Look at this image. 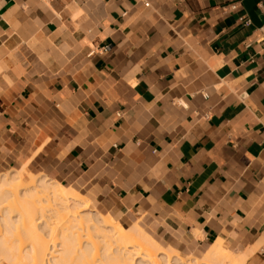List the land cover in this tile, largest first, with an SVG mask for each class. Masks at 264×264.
I'll return each mask as SVG.
<instances>
[{
	"label": "crops",
	"instance_id": "0c3cea01",
	"mask_svg": "<svg viewBox=\"0 0 264 264\" xmlns=\"http://www.w3.org/2000/svg\"><path fill=\"white\" fill-rule=\"evenodd\" d=\"M263 40L264 0H0V172L264 264Z\"/></svg>",
	"mask_w": 264,
	"mask_h": 264
},
{
	"label": "bare ground",
	"instance_id": "6f19581e",
	"mask_svg": "<svg viewBox=\"0 0 264 264\" xmlns=\"http://www.w3.org/2000/svg\"><path fill=\"white\" fill-rule=\"evenodd\" d=\"M42 177L0 175V264H246L253 253L218 240L185 261L140 224L126 228L93 211L81 192Z\"/></svg>",
	"mask_w": 264,
	"mask_h": 264
},
{
	"label": "rangeland",
	"instance_id": "374dc122",
	"mask_svg": "<svg viewBox=\"0 0 264 264\" xmlns=\"http://www.w3.org/2000/svg\"><path fill=\"white\" fill-rule=\"evenodd\" d=\"M11 170H6V171H3V172H0V175H12L13 173L15 174V173H19L18 171H11ZM20 174H21V176H22V179H23V181L25 182V183H29V182H31V180H36V179H38L39 177H41V178H43L42 177V175H44V174H36L37 176H35V177H30V178H27V177H24L23 175H22V173L20 172ZM44 177H46V176H44ZM49 179V178H48ZM57 182V181H56ZM64 183V186H66L65 184H67V185H71L70 183H68V182H63ZM71 186H73V185H71ZM67 188H71V189H74V190H76V191H79L78 189H76V188H72V187H68V186H66ZM73 187H75V186H73ZM79 192H81L83 195H84V197L85 198H87L89 201H90V204H91V209L93 210V211H97V212H99V213H101L102 215H105V216H107V214L108 213H102V212H100L99 210H97L98 208H97V206H96V201H95V198L92 196V195H89V194H84L85 192H83V191H79ZM91 200H90V199ZM92 201V202H91ZM108 216H111V214L110 215H108ZM113 216V215H112ZM111 216V217H112ZM114 217V216H113ZM115 218V217H114ZM115 221L116 222H118L119 224H121L122 226H125L126 228H131L132 226V224L133 223H127V222H122V223H120L116 218H115ZM164 247V246H163ZM164 248H166V247H164ZM166 249H171V248H166ZM173 250V249H172ZM231 251H233L232 249H231ZM177 252V251H176ZM235 254H238V252H236V251H233ZM178 253V252H177ZM204 254V253H203ZM203 254H201V255H199V256H194V255H187V254H180L179 253V256L183 259V260H185V261H187L190 257H192V258H198V259H201V258H203L204 257V255ZM2 264H8V263H6L5 261L2 263Z\"/></svg>",
	"mask_w": 264,
	"mask_h": 264
},
{
	"label": "built area",
	"instance_id": "2783aa9c",
	"mask_svg": "<svg viewBox=\"0 0 264 264\" xmlns=\"http://www.w3.org/2000/svg\"><path fill=\"white\" fill-rule=\"evenodd\" d=\"M146 6H149V3H146ZM246 22H250V20L248 19V20H246ZM263 42H264V40H263Z\"/></svg>",
	"mask_w": 264,
	"mask_h": 264
}]
</instances>
